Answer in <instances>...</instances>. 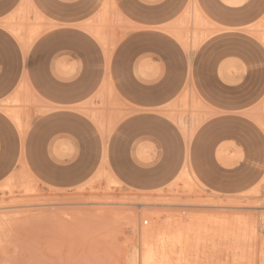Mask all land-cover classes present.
Wrapping results in <instances>:
<instances>
[{
    "label": "rangeland",
    "instance_id": "374dc122",
    "mask_svg": "<svg viewBox=\"0 0 264 264\" xmlns=\"http://www.w3.org/2000/svg\"><path fill=\"white\" fill-rule=\"evenodd\" d=\"M137 3L175 10L138 19ZM191 4L0 0V124L11 130L7 141L0 139V156L7 153L0 162V264H139L147 212L161 219L200 216L192 229L182 227L174 264H264V209H252L264 205V25L258 26L264 10L248 24L251 33L210 19L208 32L195 34V16L177 22L195 15ZM149 32L171 43H162L169 55L124 57ZM145 61L152 68L138 73L136 64ZM174 81L175 89L156 103L161 111L146 110L151 133H137L136 102L121 90L146 88L159 96ZM57 83L70 92L90 90L63 102L75 110L49 111L54 101L43 86ZM100 87L111 96H96ZM15 91L28 96L15 98ZM47 116L67 127L35 155L46 168L41 174L27 139L38 135L33 142L39 143ZM16 126L26 130L24 147ZM224 216L240 218L230 230L235 237L223 233ZM249 220L253 234L244 227ZM157 237H150L154 251ZM154 251L151 264H162Z\"/></svg>",
    "mask_w": 264,
    "mask_h": 264
},
{
    "label": "crops",
    "instance_id": "0c3cea01",
    "mask_svg": "<svg viewBox=\"0 0 264 264\" xmlns=\"http://www.w3.org/2000/svg\"><path fill=\"white\" fill-rule=\"evenodd\" d=\"M170 1H175V2H183L185 0H170ZM192 4L190 5V8L192 7V10L195 7V15L193 12L190 14L185 13L181 16H179L177 22H182L184 19L192 18L195 16V21L196 25H191L193 27V32L195 34L199 33H207L209 30V21L210 19H217L220 22L228 23L226 27L232 30H239V29H244L247 32L251 33V30H249V23L253 21L255 18L259 16V14L264 10V5L262 0H222L225 1L226 4H223L221 0H191ZM174 8L169 10L168 7H162L160 10H158L156 7H147L144 6L140 3H137V13L132 14L134 17L138 19L142 18H150L154 20H158L160 18L168 17L174 12ZM153 20V21H154ZM264 25L263 22H261L258 26ZM184 26V25H183ZM185 27H188L185 25ZM151 28H155V26H151ZM94 34V31H90ZM230 32H236V31H230ZM239 33V32H238ZM96 36L97 32H95ZM234 39V38H233ZM162 43H165V45L170 46L171 43L168 41H165L158 33L155 32H149L148 35L138 37L137 41H134L132 44L134 45L132 48H128V50L124 49L123 55L124 57H131L134 58L136 55H139L140 53H145L146 51L150 52V56L152 58L154 57H167L169 55L168 51L162 47ZM172 48V45L170 46ZM174 49V47H173ZM126 51L128 52L126 54ZM134 51H136V54H133ZM187 57L192 58L193 52L190 53V51H186ZM3 54V53H2ZM7 55V52H4L3 55ZM5 55V56H6ZM1 56V55H0ZM27 64L26 59H24V65ZM152 68V65L145 61V62H140L136 64V70L138 73H145L146 71H149ZM221 71L219 70V73ZM23 74L25 78L30 77L31 73L28 70H23ZM228 79L233 80L234 77L233 75L227 71L225 73ZM188 76L190 77V71L188 73ZM175 83H170L166 85V92L161 93L159 96L153 95L149 90L146 88H134L133 86H129L126 88H123L121 91L122 96L130 97L133 101L136 102V107L132 108L133 111H136V115L138 118L133 120V129H136V131H139L137 133H151V130L153 129L149 125H147V118L146 116V110L147 109H152V110H157L161 111L159 108H156L157 101L160 99V97L167 95L166 93L171 92L173 89L176 87V81ZM63 84L57 83V84H49L47 86H43V95L54 101V104L50 106L48 109L49 111H63V110H75L76 107L70 105L71 103H63L65 101H71V100H76L81 97L86 96V92H88L90 89H87V86H83L80 91L73 92V91H66L65 89L63 90L62 87ZM133 87V88H132ZM189 87V83L186 82L183 90L185 92L183 93L182 97L186 93V88ZM15 98H20L22 99L24 96L28 95H22L19 93V91H15ZM123 93V94H122ZM95 95V94H94ZM96 96H99L100 98L103 97L107 99V97H110V94H104L103 92V87H100L97 90ZM182 99V98H181ZM109 100V98H108ZM1 116V115H0ZM6 116L13 120L15 125H19V116L14 114L12 117L6 114ZM49 117L45 118V126L42 134L40 135V141L39 143L33 142L38 135H31L27 140L29 142V148L28 154H29V159H33L36 162V166L38 170L40 171L41 174H44L45 165L42 162H38L34 157L41 151V146L44 145V141L48 138L51 137V135L55 131H60L62 129H65L67 127V124L63 120L61 123L55 125V124H50ZM17 128V126H16ZM151 129V130H150ZM18 133L19 137L21 140V147H24L23 141L26 139V130L20 131L18 128ZM11 136V130L8 126L5 124H0V139L7 141ZM36 146H40L37 147ZM21 153H22V148H21ZM7 153L5 152V155ZM4 154H1L0 156V162L7 161ZM25 164V161H24ZM26 166V165H25ZM5 169L0 170V175L3 173Z\"/></svg>",
    "mask_w": 264,
    "mask_h": 264
},
{
    "label": "bare ground",
    "instance_id": "6f19581e",
    "mask_svg": "<svg viewBox=\"0 0 264 264\" xmlns=\"http://www.w3.org/2000/svg\"><path fill=\"white\" fill-rule=\"evenodd\" d=\"M253 197L256 195H252ZM210 198V197H209ZM262 202V201H261ZM261 205V204H260ZM251 207V206H250ZM260 208V209H259ZM252 209L254 210H258L261 211L262 209H264V205L262 206H253ZM263 211V210H262ZM147 212V211H145ZM103 213V212H100ZM201 213V212H200ZM42 215V214H41ZM47 215V214H46ZM50 215V214H48ZM53 214H51L52 216ZM145 215L147 216V218H149V224L147 226H143L141 227L140 231V236L142 237V239L145 241V245L142 249V255H140L139 259H138V263L139 264H151V259H152V254H153V247H152V242L150 241V237L155 234L157 237V239L155 240V245H157V248L155 249V253L158 251L159 252V257H160V261L162 264H174L173 262H175L173 260V254L174 249L177 245L181 244L183 242V236L181 231L182 227L185 226L186 224H190L192 225V223L194 222V219L196 217H200V216H195V214L191 213H186V214H180L177 217H173L172 215L167 216V218L165 219H161L160 215L154 212H147L145 213ZM55 216V215H54ZM145 216V217H146ZM58 217V216H57ZM165 217V216H162ZM202 217V216H201ZM206 217V216H205ZM54 218V217H53ZM186 218V221H185ZM188 219V221H187ZM210 220V218H208ZM220 219V218H219ZM218 219V221H219ZM222 219V218H221ZM219 221V224L221 225L222 231L224 230L223 233H228L231 234L233 228L236 229V227L238 228V225L241 223L240 218H235V216L232 219H229L227 216H224V218ZM199 220V219H198ZM214 220V219H213ZM119 221V220H118ZM116 222V221H115ZM134 222V221H133ZM199 222V221H198ZM205 222V221H204ZM209 222V221H208ZM211 222V221H210ZM148 223V220L144 221V224ZM143 224V225H144ZM196 224V222H195ZM200 224V223H199ZM245 228L250 232V234H253L254 232V221L253 220H249V221H245ZM203 225V224H202ZM201 225V226H202ZM212 225V224H211ZM215 225V224H214ZM191 227V226H190ZM189 227V228H190ZM188 228V227H187ZM186 228V229H187ZM198 228V227H197ZM202 228V227H201ZM192 229V227H191ZM215 229V228H214ZM216 230V229H215ZM231 230V231H230ZM244 230V229H243ZM194 231V230H192ZM208 231V230H207ZM213 231V230H212ZM221 231V230H220ZM221 231V232H222ZM184 233V232H183ZM186 233V232H185ZM195 233V231H194ZM238 234V233H237ZM232 235V234H231ZM236 235V234H235ZM235 235H232L235 237ZM194 236V235H193ZM223 236V235H221ZM230 236V235H229ZM188 237V236H187ZM197 237V236H196ZM192 238V237H191ZM227 238V237H226ZM186 239V238H185ZM197 239H199L197 237ZM196 239V240H197ZM190 240V239H189ZM192 240V239H191ZM194 240V238H193ZM150 241V242H147ZM185 241V240H184ZM189 242V241H188ZM198 242V241H197ZM196 242V243H197ZM228 242V241H227ZM199 243V242H198ZM197 243V244H198ZM185 244V242H184ZM219 244H217L218 246ZM198 246V245H197ZM198 248V247H197ZM234 248H237L236 244H234ZM157 250V251H156ZM231 251V250H230ZM157 252V253H158ZM232 252V251H231ZM236 255V253H234ZM156 255V254H155ZM232 257V256H231ZM157 259V257H156ZM232 259V258H231ZM235 260V259H234ZM217 262L213 263L214 261H209L207 264H227V260L226 261H220V260H216ZM233 261V260H232ZM159 262V261H158ZM203 263V262H202ZM181 264V263H179ZM234 264V263H233Z\"/></svg>",
    "mask_w": 264,
    "mask_h": 264
},
{
    "label": "built area",
    "instance_id": "2783aa9c",
    "mask_svg": "<svg viewBox=\"0 0 264 264\" xmlns=\"http://www.w3.org/2000/svg\"><path fill=\"white\" fill-rule=\"evenodd\" d=\"M261 191L264 193V183L261 184ZM261 233H262V235L264 236V226H263V228H262V230H261Z\"/></svg>",
    "mask_w": 264,
    "mask_h": 264
}]
</instances>
